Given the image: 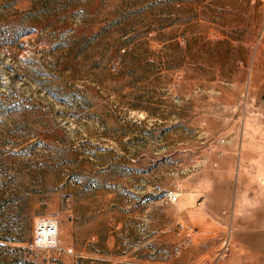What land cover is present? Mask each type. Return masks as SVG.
Wrapping results in <instances>:
<instances>
[{
    "label": "rangeland",
    "instance_id": "1",
    "mask_svg": "<svg viewBox=\"0 0 264 264\" xmlns=\"http://www.w3.org/2000/svg\"><path fill=\"white\" fill-rule=\"evenodd\" d=\"M0 264H264V0H0Z\"/></svg>",
    "mask_w": 264,
    "mask_h": 264
},
{
    "label": "built area",
    "instance_id": "2",
    "mask_svg": "<svg viewBox=\"0 0 264 264\" xmlns=\"http://www.w3.org/2000/svg\"><path fill=\"white\" fill-rule=\"evenodd\" d=\"M56 222L52 220L42 221L36 231V241L49 243L56 235Z\"/></svg>",
    "mask_w": 264,
    "mask_h": 264
}]
</instances>
